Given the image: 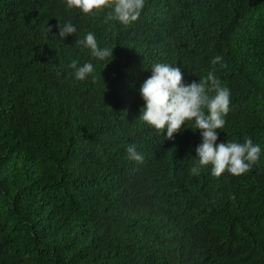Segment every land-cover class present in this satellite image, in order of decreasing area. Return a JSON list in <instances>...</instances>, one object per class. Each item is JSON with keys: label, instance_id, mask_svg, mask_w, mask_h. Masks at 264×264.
<instances>
[{"label": "trees", "instance_id": "trees-1", "mask_svg": "<svg viewBox=\"0 0 264 264\" xmlns=\"http://www.w3.org/2000/svg\"><path fill=\"white\" fill-rule=\"evenodd\" d=\"M109 11L0 0V264H264V0H146L129 25ZM88 32L112 60L77 45ZM74 61L94 71L76 80ZM154 63L230 90L217 143L259 144L248 172L193 173L199 131L139 119Z\"/></svg>", "mask_w": 264, "mask_h": 264}, {"label": "clouds", "instance_id": "clouds-1", "mask_svg": "<svg viewBox=\"0 0 264 264\" xmlns=\"http://www.w3.org/2000/svg\"><path fill=\"white\" fill-rule=\"evenodd\" d=\"M64 3L66 8L78 9L83 14H93L103 8L111 9L105 16V23L129 25L139 18L146 0H64ZM76 31L71 22H65L63 27H59L58 34L60 39H64ZM76 43L89 49L91 56L98 60L113 58V48L98 46L92 32H88L82 40L77 39ZM221 60L222 57L214 56L211 64H220ZM70 67L75 70L74 78L79 81L85 80L94 71L91 62L77 66L74 61ZM150 71L151 75L139 90L144 102L139 119L165 134L167 139H172L182 125L193 131L198 130L202 142L195 149L196 166L191 169L193 173L210 165L211 175L215 177L225 172L240 176L260 159L261 147L250 138L243 143H217V129L225 126L224 117L229 110L231 93L220 84L212 71L190 84L183 83L181 68L176 65L154 63ZM126 153L131 161L142 162L144 159L135 144H129Z\"/></svg>", "mask_w": 264, "mask_h": 264}, {"label": "bare ground", "instance_id": "bare-ground-1", "mask_svg": "<svg viewBox=\"0 0 264 264\" xmlns=\"http://www.w3.org/2000/svg\"><path fill=\"white\" fill-rule=\"evenodd\" d=\"M154 7V6H153ZM114 34V33H113ZM100 40V39H99ZM112 40V39H111ZM105 42V41H104ZM83 51V50H82ZM115 203V202H114Z\"/></svg>", "mask_w": 264, "mask_h": 264}]
</instances>
